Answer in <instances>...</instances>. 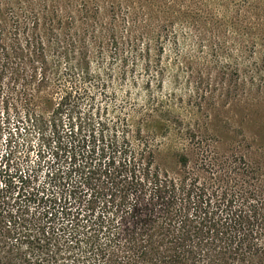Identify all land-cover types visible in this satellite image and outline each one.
Masks as SVG:
<instances>
[{"label":"rangeland","instance_id":"obj_1","mask_svg":"<svg viewBox=\"0 0 264 264\" xmlns=\"http://www.w3.org/2000/svg\"><path fill=\"white\" fill-rule=\"evenodd\" d=\"M0 43V113L45 107L88 53L90 74L77 83L95 106L130 115L163 172L216 187L222 213L245 187L219 167L246 161L264 175V0H0ZM2 142L0 219L16 220L29 241L38 209L14 170L29 177V155L19 146L9 156Z\"/></svg>","mask_w":264,"mask_h":264},{"label":"trees","instance_id":"obj_2","mask_svg":"<svg viewBox=\"0 0 264 264\" xmlns=\"http://www.w3.org/2000/svg\"><path fill=\"white\" fill-rule=\"evenodd\" d=\"M89 58L66 68V84L45 107L12 114L6 105L0 113L6 154L24 146L29 155V177L20 165L14 170L29 179L38 209L29 241L16 220L0 219V264H264V175L246 161L219 167V176L239 174L245 187L234 193L233 211L222 213L216 187L163 172L130 115L95 106L77 83L90 74ZM175 157L187 167L185 153Z\"/></svg>","mask_w":264,"mask_h":264}]
</instances>
